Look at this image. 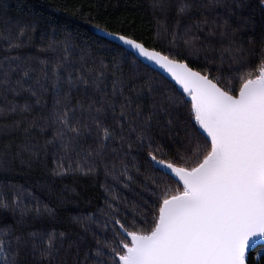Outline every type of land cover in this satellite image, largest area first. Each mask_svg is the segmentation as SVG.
I'll return each instance as SVG.
<instances>
[{
	"label": "trees",
	"instance_id": "trees-1",
	"mask_svg": "<svg viewBox=\"0 0 264 264\" xmlns=\"http://www.w3.org/2000/svg\"><path fill=\"white\" fill-rule=\"evenodd\" d=\"M241 3L242 7L235 6ZM111 35L134 39L195 71L220 78L222 87L238 93L242 77L249 78L246 73H252L251 78L258 74L264 53V4L261 0H219L216 7L208 0H0V79L7 72L9 80L0 85V201L8 205L0 207V238L6 239L5 230L12 233L15 229L14 235L29 240L21 264H50L41 257L49 234L59 249L52 264H95L98 260L115 264L110 249L119 245L120 237L114 235V219H120L128 230L150 231L158 205L153 195L156 185L165 183L174 191L181 187L147 157L146 148L138 147L141 142L128 131L127 123L123 143L119 135L105 142L103 162L88 156L99 145L93 117L121 133L117 120L128 98L133 116L138 107L147 115L153 103L167 109V115L159 113L153 119L149 134L154 147L160 149L158 158L190 155L186 136L198 128L183 92L110 41L107 37ZM192 35L200 37L201 50L185 45L184 39ZM229 47L243 50L235 62L226 53L221 60L220 51ZM100 72L104 79L95 90L91 84ZM77 77L87 79L89 86ZM113 80L119 85L115 96ZM17 81H22L23 89ZM13 106L15 111H11ZM65 106L76 110L73 124L80 119L79 156L60 150L57 133L66 130L54 113ZM101 107L103 111L96 113L95 108ZM142 124L141 118L136 126ZM197 140L206 143L204 135ZM118 156V178H113L105 166L111 169ZM77 162L82 167L95 162L96 171L88 175L75 171ZM61 163L68 170L55 175ZM124 166L132 181L119 177ZM23 211L27 215L21 217ZM262 249L247 255V264H264ZM97 250L106 255L97 258Z\"/></svg>",
	"mask_w": 264,
	"mask_h": 264
},
{
	"label": "snow or ice",
	"instance_id": "snow-or-ice-1",
	"mask_svg": "<svg viewBox=\"0 0 264 264\" xmlns=\"http://www.w3.org/2000/svg\"><path fill=\"white\" fill-rule=\"evenodd\" d=\"M208 4L219 6V0H208ZM261 4H264V0H261ZM180 11L184 12L185 9L182 7ZM213 34L210 30L209 35ZM221 35L224 33L221 32ZM118 39L171 75L190 97L192 117L198 128H193L186 136V153L190 155L165 160L158 158L156 153L160 149L154 147L149 135L153 119L159 113L168 114L163 105L153 103L147 115L138 107L133 116L130 111L131 99L128 98L127 104L120 106V119L117 120L121 133L105 127L100 119L93 117L99 130V145L98 150L89 151L88 156L95 155L103 162L105 142L115 140L119 135L123 143L125 137L122 131L127 123L128 131L137 134L136 138L141 142L138 147L146 148L147 157L160 168L168 170L181 185L175 191L167 185H156L153 195L158 205L150 231L128 230V226L120 219H114L113 223L117 226L114 235L120 237L119 245L110 249L115 264H247L249 250L264 242V53L260 58L258 75L251 78L252 73H246L249 78L242 77L243 82L237 93L232 87H222L220 78H211L206 72L202 74L201 71H195L187 63L170 59L158 51H149L143 44L126 36L120 35ZM173 39H176V34ZM199 40V36L192 35L184 39V43L189 48L201 50L203 46L197 44ZM242 51L239 48H224L220 51L221 60L226 53L235 62ZM27 75L25 72L24 76ZM2 77L0 85L9 82L7 72ZM103 79V72L97 73L91 86L99 90ZM77 80L85 87L89 86L87 79L77 77ZM69 83H73L71 76ZM17 85L23 89L22 81H17ZM118 86V82L113 80V96ZM78 106L84 110L83 105ZM92 108L89 105L87 110L91 111ZM15 110L13 106L11 111ZM23 110L26 111L27 106ZM75 111L65 106L63 111H56L54 116L66 130L57 133L60 150L65 155L75 152L79 156L77 149L83 134L80 119L77 118L75 124L72 122L71 117L75 116ZM102 111V107L95 108L96 113ZM141 118L143 124L137 127V121ZM168 123L171 124V121ZM82 127L84 132H88L87 124ZM67 133L73 135L67 136ZM203 134H206V143L197 140ZM119 159L118 156L113 161L111 169L105 166L106 173L113 175V178H118L116 173ZM67 170L61 163L54 174L63 175ZM75 171L84 175L94 173L95 162L88 167H82L77 162ZM119 177L125 181L133 180L126 166L119 169ZM128 186L126 183L125 187ZM112 199L117 200V197L113 196ZM0 207L7 208L8 205L0 201ZM109 208L113 212L117 211L112 204H109ZM36 211L39 214V209ZM20 215H27V211ZM18 223H22V220ZM14 232L15 229L12 233L5 230L6 239L0 238V264H21V254L27 249L29 240L14 235ZM30 235L35 237L36 234ZM60 236L63 237L64 233ZM58 252L54 237L49 234L46 247L41 250V257L52 264ZM32 253L35 254V243ZM105 255L101 250L95 252L97 258ZM95 264H101V261Z\"/></svg>",
	"mask_w": 264,
	"mask_h": 264
},
{
	"label": "water",
	"instance_id": "water-1",
	"mask_svg": "<svg viewBox=\"0 0 264 264\" xmlns=\"http://www.w3.org/2000/svg\"><path fill=\"white\" fill-rule=\"evenodd\" d=\"M105 37V36H104ZM107 37V36H106ZM110 41L114 42L115 44L119 45V46H122L125 50H127L128 52L130 51L135 57H137V59L143 63L144 65H146L147 67L151 68L152 70H155L156 72H158L160 75H162V77L168 79L171 83H173L175 85V87L180 90V91H183L182 88L176 84V82L171 78V75L166 71L164 70L163 68H161L159 65L155 64L154 62L152 61H149L147 60L145 57H142L139 55L138 51L131 48L130 46L126 45L123 43V41L119 40L118 39V36H108L107 37ZM149 50V49H148ZM149 51H152V50H149ZM154 51V50H153ZM203 135H206V134H203ZM160 168V167H159ZM160 170L162 172H165L167 173L169 176L171 175L168 170L166 169H162L160 168ZM175 180L176 178L171 175ZM177 181V180H176ZM258 247H264V242H260L258 243L257 245H254L253 246V249H250L249 250V254L254 252L255 249H257ZM248 254V255H249Z\"/></svg>",
	"mask_w": 264,
	"mask_h": 264
},
{
	"label": "rangeland",
	"instance_id": "rangeland-1",
	"mask_svg": "<svg viewBox=\"0 0 264 264\" xmlns=\"http://www.w3.org/2000/svg\"><path fill=\"white\" fill-rule=\"evenodd\" d=\"M258 75V74H257ZM254 78V77H253ZM183 92V91H182ZM183 94H184V96H186V98H187V100L188 101H190V103H191V100H190V97H188L184 92H183ZM193 121H194V119H193ZM195 123V122H194ZM198 127V126H197ZM162 185H167V184H165V183H162ZM169 188H171L173 191H174V188L173 187H171V186H169V185H167ZM261 252H264V249H262L261 250Z\"/></svg>",
	"mask_w": 264,
	"mask_h": 264
}]
</instances>
